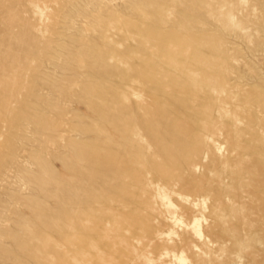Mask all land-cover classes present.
<instances>
[{"label":"rangeland","instance_id":"obj_1","mask_svg":"<svg viewBox=\"0 0 264 264\" xmlns=\"http://www.w3.org/2000/svg\"><path fill=\"white\" fill-rule=\"evenodd\" d=\"M0 264H264V0H0Z\"/></svg>","mask_w":264,"mask_h":264}]
</instances>
